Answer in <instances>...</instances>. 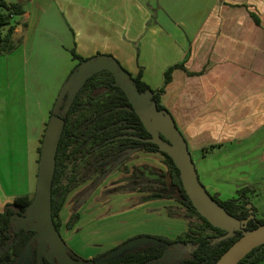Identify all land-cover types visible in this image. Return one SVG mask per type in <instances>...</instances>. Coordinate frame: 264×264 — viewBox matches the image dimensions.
<instances>
[{
  "label": "crops",
  "instance_id": "obj_1",
  "mask_svg": "<svg viewBox=\"0 0 264 264\" xmlns=\"http://www.w3.org/2000/svg\"><path fill=\"white\" fill-rule=\"evenodd\" d=\"M3 1L23 3L25 14L13 20L17 24L13 38L21 37V45L0 56V69L14 86L6 95L5 107L15 110L4 128L5 115L0 114V212L16 197L31 196L36 189L38 149L50 111L62 85L78 67L71 50L83 59L111 56L133 77L141 69L142 82L153 91L164 86V73L174 65L201 73L189 76L173 71L160 101L189 152L197 156L199 181L211 196L220 197L218 183L205 175L226 180L232 174L227 167L207 174V155L264 132V0ZM153 15L156 23L147 28ZM3 109L0 105V112ZM212 145L218 146L203 151ZM8 148L17 150L10 169L6 151L2 152ZM22 149L32 150L26 162L19 156ZM239 179L247 181L244 176ZM243 188H248L250 201L254 187ZM97 193L80 203V220L72 230L65 227L69 213H60L62 239L79 256L82 248L97 241L99 229L117 226L105 215L114 196L127 203L121 214L126 218L118 221L125 226L119 227L121 233L126 232L94 255L137 237L173 240L188 230L185 219L169 216L170 200L113 193L101 203ZM230 201L240 204L242 197L237 194Z\"/></svg>",
  "mask_w": 264,
  "mask_h": 264
},
{
  "label": "trees",
  "instance_id": "obj_2",
  "mask_svg": "<svg viewBox=\"0 0 264 264\" xmlns=\"http://www.w3.org/2000/svg\"><path fill=\"white\" fill-rule=\"evenodd\" d=\"M23 7L24 4L20 2L6 3L0 0V30L7 29L5 35L0 33V56L14 52L22 43L21 37L13 38L17 26L13 20L15 17L25 14ZM155 23L153 15L147 23V28L152 27ZM23 28H26V25H23ZM71 55L78 65L87 60L78 56L74 50H71ZM175 70H182L189 76L201 74L189 73L184 64L174 65L164 73V86L155 91L142 82L141 69L135 77L130 74L129 77L140 93L148 91L153 93L151 102L157 106L159 111H166L160 98L171 82V75ZM66 99L65 97L64 103ZM64 103L59 107L60 111L63 110ZM126 107L131 106L126 94L115 84L113 75L108 71H101L86 81L77 93L68 112L62 115L65 126L58 144L52 181V219L55 228L59 232L62 227L60 213L69 195L87 181H91V189H94L97 178L99 179L106 172V167L119 160L133 143L132 146L140 151L159 153L163 157L166 170L147 165L136 166L132 170L126 168L124 171L128 177L125 184L118 189V193L142 192L147 193V199L175 200L184 208V213H175L172 211V207H168L167 212L170 217L177 216L185 219L188 222V230L173 240L161 236H149L165 243L166 246L141 245L109 260L104 259L113 249L102 252L91 259L93 264H161L160 260L163 258L167 246L174 244L190 249L178 264H214L242 236V233L234 232L230 238L217 241L226 232L212 227L198 214L183 189L179 170L172 159L167 154L160 152L156 145L147 142L150 139V134L132 109L117 110V108ZM51 114L52 111H50ZM130 128L135 130L134 136L141 140L119 139V137L128 135L124 130ZM217 146L212 145L203 151ZM39 153L40 148L38 149ZM247 191H249L248 188H244L237 192L242 197L240 204L229 200L220 201L215 196L211 197L230 215L238 219H245L249 216ZM80 197L76 196L72 202L69 220L65 224L67 230H72L80 220ZM32 199L33 195L18 196L12 203L6 204L3 211L0 212V264H21L26 246L34 232L22 228L15 231L12 217L25 216L26 209ZM251 209L254 215L255 210L253 207ZM262 225H264L263 220L254 218L249 222L247 230H253ZM66 250L74 260L88 261L68 247ZM263 260L264 245L250 252L239 264H259ZM29 264L57 263L50 262L45 257H42L40 261L38 248L34 243Z\"/></svg>",
  "mask_w": 264,
  "mask_h": 264
},
{
  "label": "water",
  "instance_id": "obj_3",
  "mask_svg": "<svg viewBox=\"0 0 264 264\" xmlns=\"http://www.w3.org/2000/svg\"><path fill=\"white\" fill-rule=\"evenodd\" d=\"M101 71L110 72L115 84L127 96L131 107L117 108V110L132 109L135 112L145 130L150 134L147 142L156 145L160 152L167 154L179 170L183 189L198 214L212 227L226 232L217 241L230 238L234 232L242 233V236L214 264H239L250 252L263 246L264 225L247 230L249 222L255 218L251 205H247L249 216L245 219H238L227 213L199 181L187 142L168 112L159 111L157 106L151 102L153 93L150 91L140 93L130 80L129 73L115 59L111 56L98 55L78 65L62 85L42 138L33 199L26 209L25 216L12 217L19 221V229L34 232L26 246L23 264H29L34 243L37 245L40 261L42 257H45L48 261L57 264H93L92 260L87 262L74 260L68 254L67 245L55 228L52 219V181L58 144L65 126L62 115L68 112L86 81ZM65 97L67 99L64 103ZM63 103L64 108L60 111L59 107ZM147 244L166 246L165 243L149 236L137 237L111 250L104 260L112 259L125 251Z\"/></svg>",
  "mask_w": 264,
  "mask_h": 264
},
{
  "label": "rangeland",
  "instance_id": "obj_4",
  "mask_svg": "<svg viewBox=\"0 0 264 264\" xmlns=\"http://www.w3.org/2000/svg\"><path fill=\"white\" fill-rule=\"evenodd\" d=\"M6 28L0 30L1 35H5ZM1 68V67H0ZM2 69V68H1ZM0 69V105L4 107V109L0 112V114L5 115L2 117V126L4 128V122L8 124L10 121L9 115L12 116V113H15L14 108L9 109V107H5V99L6 95L12 92V88L14 87L11 84L10 80H6L4 76V71ZM52 111V110H51ZM63 112H61L62 114ZM50 117V114H49ZM8 128V127H7ZM4 129V130H7ZM10 129V127H9ZM4 133V131H2ZM5 134V133H4ZM7 135L8 132H6ZM42 142V140H41ZM41 147V143H40ZM264 132L255 134L249 140L240 143L239 145H229L225 149L221 151H212L209 155H207V162L204 168L207 170V174L213 171L216 167L225 168L227 167L228 171L231 172V176L223 180V177L216 175H205L212 176V178L218 183V187L220 192V197H217L220 201H230L237 195V191L243 187L248 185H252L255 189V194H252L249 204L254 208L255 214L254 217L264 221ZM6 151L5 160L9 162L12 166V162L15 161V155L17 154V150L7 149L2 150L3 153ZM20 151L19 156L24 159V162L31 155L32 150L22 149ZM192 157V161L197 159V156L193 153H190ZM39 158V154H38ZM124 158V157H123ZM24 164V163H23ZM139 165H147L157 169L166 170L164 165L163 157L159 153H147V152H139L135 153V150H129L127 156L121 161L112 163L108 166L107 172H105L100 178H97L96 187L91 189V181H87L81 184L77 189H75L68 197L65 206L62 210V214L69 213L73 200L76 196H81L79 202L81 203L87 196H90L91 193L96 192L98 190V195L100 198V202L107 200L108 196L113 193H118V189L120 186L125 184L126 178L128 174L125 173L124 168H128L132 170L133 167ZM195 165V163H194ZM24 167V166H23ZM25 173L27 172V165H25ZM38 173V171H37ZM212 174V173H211ZM240 176H244L247 181H241L239 179ZM206 180V179H205ZM207 181V180H206ZM207 183V182H206ZM244 189V188H243ZM35 193V191H34ZM34 193L32 194L34 196ZM131 193V192H128ZM134 194L142 193V192H132ZM209 193V192H208ZM146 194L147 193H143ZM210 194V193H209ZM211 195V194H210ZM112 207L107 209L105 215L112 217L109 220L111 225H117L116 227H112V229L103 228L99 229V233L95 234L96 238L94 244L91 246H86L83 249V252L80 256L81 258L91 260L96 256L93 253H98L101 251L102 247L108 248L109 245L117 242L119 238L126 232L121 233L119 227L124 228L125 226H119L118 221L125 220L126 215L123 214L127 209V203L118 201L117 197H113ZM170 203L173 204L172 211L179 212L181 214L184 213V208L177 203L175 200H170ZM107 211H111L110 214H107ZM121 215V216H120ZM104 218V217H103ZM62 237V236H61ZM190 251L189 248H180L170 250L165 253V256L161 259V264H177L179 259H182L184 255H186ZM101 253V252H100ZM99 253V254H100ZM78 255V254H77ZM91 255V256H90ZM98 255V254H97ZM79 256V255H78ZM84 256H89L90 258H85ZM179 257V258H178ZM30 258V257H29ZM24 258H22L21 264H23Z\"/></svg>",
  "mask_w": 264,
  "mask_h": 264
},
{
  "label": "flooded vegetation",
  "instance_id": "obj_5",
  "mask_svg": "<svg viewBox=\"0 0 264 264\" xmlns=\"http://www.w3.org/2000/svg\"><path fill=\"white\" fill-rule=\"evenodd\" d=\"M124 132L126 133V134H128V135H125V136H122V137H119V139L120 138H125V139H130V140H135V141H139V140H141V138H139V137H136V136H134V133H135V130L134 129H126V130H124ZM131 145V148H127L126 150H125V152H124V154L121 156V158L119 159V160H117V161H114L113 163H115V162H118V161H121L122 159H124L125 158V156H127V154H128V151L129 150H135V153H139V152H143V151H140V150H138L137 148H135V147H133L132 145H133V143H131L130 144ZM124 157V158H123ZM112 164V163H111ZM109 166V165H108ZM108 166L106 167L107 169H108ZM139 166H141V165H139ZM136 167V166H135ZM107 169H106V172H107ZM126 168H124V170H125ZM128 169V168H127ZM12 225H13V229L15 230V231H18V230H20L19 229V225H20V223H19V221L16 219V218H12ZM59 233H60V231H59ZM61 235V234H60ZM178 247H180V248H184V247H181L179 244H174L173 246H167V250L164 252V256H165V253L166 252H169L170 250H173V249H177ZM186 248H188V247H186ZM163 256V257H164ZM185 256V255H184ZM184 256H183V258H184ZM179 258V257H178ZM182 258V259H183ZM182 259H179L178 260V262H177V264L182 260ZM161 261V260H160Z\"/></svg>",
  "mask_w": 264,
  "mask_h": 264
}]
</instances>
